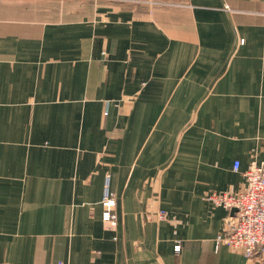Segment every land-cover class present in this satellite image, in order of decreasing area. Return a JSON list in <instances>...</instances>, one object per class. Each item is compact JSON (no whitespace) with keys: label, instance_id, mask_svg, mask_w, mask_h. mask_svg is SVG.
Returning a JSON list of instances; mask_svg holds the SVG:
<instances>
[{"label":"crops","instance_id":"crops-1","mask_svg":"<svg viewBox=\"0 0 264 264\" xmlns=\"http://www.w3.org/2000/svg\"><path fill=\"white\" fill-rule=\"evenodd\" d=\"M168 1L0 0V264H261L208 196L264 165V0Z\"/></svg>","mask_w":264,"mask_h":264},{"label":"built area","instance_id":"built-area-1","mask_svg":"<svg viewBox=\"0 0 264 264\" xmlns=\"http://www.w3.org/2000/svg\"><path fill=\"white\" fill-rule=\"evenodd\" d=\"M232 170L240 173L239 161H234ZM241 174L246 180V187L242 192H213L208 196V201L215 206L227 210L236 209L228 217L225 231L217 235L215 249L226 246L238 251L246 259L259 258L260 263L264 264V165L254 164ZM101 205L103 222L114 223L116 200L110 191L109 177L105 180ZM174 252H180L179 244L174 246Z\"/></svg>","mask_w":264,"mask_h":264},{"label":"rangeland","instance_id":"rangeland-1","mask_svg":"<svg viewBox=\"0 0 264 264\" xmlns=\"http://www.w3.org/2000/svg\"><path fill=\"white\" fill-rule=\"evenodd\" d=\"M130 2L125 1L126 3L133 5L134 1L136 2H144V3H140V5L142 6H146L150 9L154 8V7H169V6H173V7H180L179 4L176 3H172L168 0H128ZM133 1V2H132ZM132 3V4H131ZM137 4V3H136ZM137 6V5H136ZM228 8V7H226ZM244 41L241 39L240 40V44H242ZM104 191V190H103ZM103 196V195H102ZM102 206V205H101ZM163 214V213H162ZM174 250V249H173Z\"/></svg>","mask_w":264,"mask_h":264},{"label":"water","instance_id":"water-1","mask_svg":"<svg viewBox=\"0 0 264 264\" xmlns=\"http://www.w3.org/2000/svg\"><path fill=\"white\" fill-rule=\"evenodd\" d=\"M231 211H232V214H234L236 212V209H232Z\"/></svg>","mask_w":264,"mask_h":264}]
</instances>
